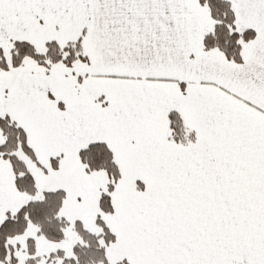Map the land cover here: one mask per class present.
Masks as SVG:
<instances>
[{
  "label": "snow or ice",
  "instance_id": "snow-or-ice-1",
  "mask_svg": "<svg viewBox=\"0 0 264 264\" xmlns=\"http://www.w3.org/2000/svg\"><path fill=\"white\" fill-rule=\"evenodd\" d=\"M0 264H264V0H0Z\"/></svg>",
  "mask_w": 264,
  "mask_h": 264
}]
</instances>
